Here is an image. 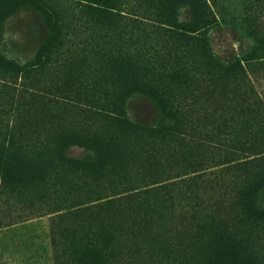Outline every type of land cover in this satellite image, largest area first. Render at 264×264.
Instances as JSON below:
<instances>
[{
  "label": "rangeland",
  "instance_id": "1",
  "mask_svg": "<svg viewBox=\"0 0 264 264\" xmlns=\"http://www.w3.org/2000/svg\"><path fill=\"white\" fill-rule=\"evenodd\" d=\"M96 1L0 0V142L61 139L72 158L41 185L0 155V264H264V0H202L204 66L161 28L193 0ZM85 96L122 98L133 125ZM97 130L131 151L113 170Z\"/></svg>",
  "mask_w": 264,
  "mask_h": 264
},
{
  "label": "trees",
  "instance_id": "2",
  "mask_svg": "<svg viewBox=\"0 0 264 264\" xmlns=\"http://www.w3.org/2000/svg\"><path fill=\"white\" fill-rule=\"evenodd\" d=\"M178 0H173L176 3ZM194 4L196 5L197 12L196 18H194L190 22H182L178 19L175 15V12H168L165 20L166 22L161 25V28L172 32L176 35V39L178 41V47L175 50L176 56H194L197 57V61L203 62L200 65L204 66L208 63H212L216 61L213 55H210L208 52V40H207V27L210 20V11H208V4L202 0H193ZM96 3L99 4V7L92 6L91 4L86 5L85 7L88 8H95L99 11H112V9H118V6H114L116 4L113 3L112 0H97ZM110 13V12H109ZM136 18L139 17L138 14L135 15ZM139 21V20H136ZM141 23V21H139ZM164 27V28H163ZM116 52V51H115ZM123 52L126 55H129L128 49H120L117 55H122ZM115 55V54H114ZM199 56V57H198ZM164 72H160V76L163 75ZM156 74H153L152 77L155 78ZM131 77L130 74H126L125 78L129 79ZM122 81V79H120ZM87 89L95 90L92 86L91 88L88 85H85ZM116 89H114L115 91ZM28 92V90H25ZM32 97L37 96L34 92H29ZM85 101L91 102L94 106L101 107L105 110L103 114L105 117H111L112 120L118 119L120 122H123L128 127H131L133 124L131 120L127 117L125 112L124 101L122 98L119 97H106V98H97L95 100H91L88 96H85ZM89 104V103H86ZM91 106V105H90ZM92 110H95V107H91ZM142 127V126H141ZM139 129V128H135ZM132 131V128H129ZM147 132H158V130H150L149 128L145 129ZM164 133L163 131H161ZM217 136L216 139H221L223 137L222 132L215 134ZM95 138H91L89 142L94 144L95 149L98 154V160L103 164H106L108 168H113L114 162L118 161L123 162L127 160L131 151L127 150V152H123L121 154L118 153V150L121 148L120 143L117 141L114 145V138L109 136V134L105 133L103 130L95 132L92 136ZM13 139V136L10 138ZM40 138L36 139L37 143ZM40 145L37 144H23V142L18 147H13L15 144H11V147L3 144L0 142V155L7 156L10 153L16 155V157L20 159H24L26 163L30 166V168H36V180L39 184L43 185V183L48 182L51 176H56L58 178L60 175L57 172V165L64 164L70 165L68 161H71L72 158H68L64 153V146L66 145L63 143V140L60 139L59 143H54V145H48L46 140L48 139H41ZM86 140V141H88ZM109 141L112 143V150L108 149L105 145V142ZM104 142V143H103ZM32 146V147H30ZM3 167V164H2ZM4 168V167H3ZM54 173V174H49ZM7 175V173H6ZM40 186V185H39ZM81 249L84 253H95L97 251L103 252L104 247L103 244L99 242L89 241V242H81L80 243ZM105 256V253H104Z\"/></svg>",
  "mask_w": 264,
  "mask_h": 264
}]
</instances>
